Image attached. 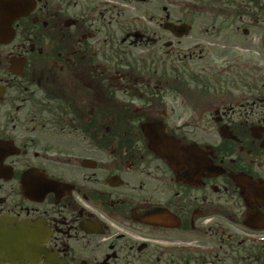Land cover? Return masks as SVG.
I'll list each match as a JSON object with an SVG mask.
<instances>
[{
    "label": "flooded vegetation",
    "instance_id": "obj_1",
    "mask_svg": "<svg viewBox=\"0 0 264 264\" xmlns=\"http://www.w3.org/2000/svg\"><path fill=\"white\" fill-rule=\"evenodd\" d=\"M8 220L0 264H264V0H0Z\"/></svg>",
    "mask_w": 264,
    "mask_h": 264
},
{
    "label": "water",
    "instance_id": "obj_2",
    "mask_svg": "<svg viewBox=\"0 0 264 264\" xmlns=\"http://www.w3.org/2000/svg\"><path fill=\"white\" fill-rule=\"evenodd\" d=\"M189 32V30L187 31ZM161 155L170 157L172 152L165 150H159ZM23 223L15 221H6L4 227H11L12 231H1L0 232V247L5 250L2 253V256L7 259H19L21 257L22 247H23V238L22 232L20 230H14L21 227Z\"/></svg>",
    "mask_w": 264,
    "mask_h": 264
},
{
    "label": "rangeland",
    "instance_id": "obj_3",
    "mask_svg": "<svg viewBox=\"0 0 264 264\" xmlns=\"http://www.w3.org/2000/svg\"><path fill=\"white\" fill-rule=\"evenodd\" d=\"M191 22H192V25L194 26V29H196L195 31H197V26H198V24H197V21H196V19H195L194 16L192 17ZM193 22H194V23H193Z\"/></svg>",
    "mask_w": 264,
    "mask_h": 264
}]
</instances>
